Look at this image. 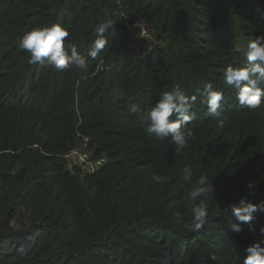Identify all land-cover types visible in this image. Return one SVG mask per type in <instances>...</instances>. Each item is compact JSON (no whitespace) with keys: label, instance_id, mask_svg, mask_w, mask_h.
I'll return each instance as SVG.
<instances>
[{"label":"trees","instance_id":"trees-1","mask_svg":"<svg viewBox=\"0 0 264 264\" xmlns=\"http://www.w3.org/2000/svg\"><path fill=\"white\" fill-rule=\"evenodd\" d=\"M242 2L264 5L0 0V264H180L229 237L228 223L237 222L233 205L264 202V107L240 106L222 78L229 65L247 63L246 49L234 52L225 34L242 15ZM248 17L254 33L264 35V7L258 13L250 6ZM137 20L152 25L162 45L146 58L125 42V25ZM105 21L112 25L104 33L109 46L89 57L86 69L29 63L18 46L26 31L60 23L86 54L95 26ZM207 83L224 93L220 110L230 121L224 128L206 114ZM176 86L197 97L194 137L179 154L170 138L146 131L145 118ZM133 103L141 113L128 112ZM83 139L92 159H107L92 175L66 161ZM185 165L193 169L191 182L181 179ZM202 174L214 192L205 201L206 225L192 231L189 192ZM255 216L241 227L258 239L264 212Z\"/></svg>","mask_w":264,"mask_h":264},{"label":"clouds","instance_id":"clouds-1","mask_svg":"<svg viewBox=\"0 0 264 264\" xmlns=\"http://www.w3.org/2000/svg\"><path fill=\"white\" fill-rule=\"evenodd\" d=\"M111 22L105 21L95 26V39L91 42L87 53L82 52L77 45L68 41L70 35L66 26L60 23L34 27L26 31L18 42L19 48L30 54L29 63L48 65L58 71L69 67L86 69L88 58L95 59L106 47L109 40L104 35ZM134 27H142L137 22ZM243 49L236 47L234 52H241ZM247 63L244 66H231L225 68L222 78L224 84L233 89L236 103L255 111L264 107V35H258L251 39L244 52ZM207 115L215 121L218 128H224L230 121L221 109L224 101V93L216 90L212 83L204 86ZM197 97L185 93L179 86L160 94L155 105L146 112V119L149 121L146 131L158 139L170 138V143L175 145V152L179 154L184 150L194 133L189 127L195 113L192 111ZM128 112L138 114L142 112L140 103H133L129 106ZM181 179L191 182L193 169L191 165H185ZM252 182L247 184L249 189L253 188ZM214 192V184L210 183L209 177L202 174L195 182V186L189 192V211L191 221L188 227L192 231H199L203 228L209 215V205L205 202L209 193ZM198 198H200L198 200ZM264 212V202L252 203L241 201L239 205L232 206V216L237 222H229L228 228L233 233L242 231V224H250L255 214ZM261 237L251 243L246 252L248 253L243 264H264V227L260 228Z\"/></svg>","mask_w":264,"mask_h":264},{"label":"rangeland","instance_id":"rangeland-1","mask_svg":"<svg viewBox=\"0 0 264 264\" xmlns=\"http://www.w3.org/2000/svg\"><path fill=\"white\" fill-rule=\"evenodd\" d=\"M256 4L250 2H242L241 3L242 6H240L238 10L240 13H242L243 16L240 14L239 17L233 18L235 19V21H232L233 19L230 20L228 25L229 29L228 31H226L225 34L227 36L226 40H228L227 42L229 44L231 43L232 40H234V42L236 43V46L234 48L240 47L243 50H245L247 48L248 42L257 36V33L256 34L254 33L256 30L253 27L254 21L250 20L248 17L250 6H255V8H257L258 13L260 8L262 9L264 7V5L262 4H261L262 7H259L258 5L260 3L258 2ZM253 18L256 19V17ZM137 21H135L132 25H125L124 27L125 28L124 32L126 33L125 42L127 46L134 45L137 48V50L141 52L140 53L141 57L146 58L148 53H150V50L157 48L159 49L162 47V45L157 40V35L152 25L150 24L145 25L144 23H141V25H143V28L141 27L136 28L134 27V25L136 24ZM234 37H236V39H234ZM235 43H233V46L235 45ZM100 65L103 66V64L101 63ZM98 69L99 67L97 68V71ZM220 72H223V70H220ZM234 96L235 93L233 92V97ZM86 142H87L86 139L78 141L76 144V148L73 149L66 156V161L72 162L73 166L79 168L80 173L83 176L89 174V172L87 171V166L85 167L84 165L83 167L82 165H80L81 157L84 158L85 157L84 155L91 157L92 154V151L87 149ZM227 232L229 234L228 235L229 237L227 239L224 238L221 240L213 241L208 251L205 247L204 248L201 247L200 254H198L197 256L193 257L192 255H196L198 252L192 251L188 257L186 258L181 257L182 259L180 258L179 260L181 261L180 264H241V261L239 260L240 257L243 256L244 254L245 255L248 254L246 252L247 247L251 243H253L256 239L254 237H248V233L244 230H242L240 233L237 234V233H233L230 230V228L227 227ZM160 254L161 256H165L164 251H162ZM162 261L163 264H167L166 259H162Z\"/></svg>","mask_w":264,"mask_h":264},{"label":"built area","instance_id":"built-area-1","mask_svg":"<svg viewBox=\"0 0 264 264\" xmlns=\"http://www.w3.org/2000/svg\"><path fill=\"white\" fill-rule=\"evenodd\" d=\"M137 22L143 23L140 20H138ZM141 28H143V25ZM84 156H85L84 158L81 157L80 165H82L83 167L84 165L85 167L87 166V171L89 172V174L96 173L107 163V159H105V157L98 158V159H92L90 156L89 157L87 155H84Z\"/></svg>","mask_w":264,"mask_h":264}]
</instances>
